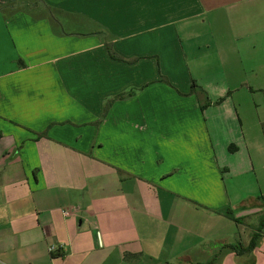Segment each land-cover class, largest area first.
Masks as SVG:
<instances>
[{
    "label": "crops",
    "instance_id": "1",
    "mask_svg": "<svg viewBox=\"0 0 264 264\" xmlns=\"http://www.w3.org/2000/svg\"><path fill=\"white\" fill-rule=\"evenodd\" d=\"M17 1L0 0V264H264V228L231 247L264 213V0H43L63 31Z\"/></svg>",
    "mask_w": 264,
    "mask_h": 264
},
{
    "label": "rangeland",
    "instance_id": "2",
    "mask_svg": "<svg viewBox=\"0 0 264 264\" xmlns=\"http://www.w3.org/2000/svg\"><path fill=\"white\" fill-rule=\"evenodd\" d=\"M36 6L42 8V9L37 10ZM18 8L28 9V11H30V9H32L33 11H31V12L33 15H36V16L45 15V16L49 17L51 19V21L54 22L55 27L57 29H60L63 31L62 25H61L62 15L60 14V11L58 9H55L53 6H51L47 2H44L43 0H20V1H17V9ZM64 28L67 30H70L72 32V31H74V29L77 28V26L75 24H71L70 26H68V25L64 26ZM261 93L258 91L255 95V103H257V104H259V102H262V100H263L262 97L264 96V93L263 92H261ZM246 102H247V99H246ZM246 102H245V105L243 107L242 106L240 107L244 121H245L244 130H245L246 136L249 139V141H252V137L254 138L253 139V141H254L257 138V134L259 135V127H257V125L255 123V118H256L257 113H259V111L256 112V107H255L254 103L253 104L252 103L246 104ZM263 108L264 107H262L261 110ZM263 217H264V213L262 214V218ZM260 222H261V220H260ZM257 223L258 222H256L255 225L252 226V229H254V230L256 229L255 226ZM259 225H260V223H259ZM236 239H239L238 236L236 237ZM241 240L245 241V242L248 241L247 236H245V234H243V239H241ZM239 242H240V240H236L232 243L240 244ZM218 247H220V246H218ZM214 259L215 258L212 257L211 261H213Z\"/></svg>",
    "mask_w": 264,
    "mask_h": 264
},
{
    "label": "trees",
    "instance_id": "3",
    "mask_svg": "<svg viewBox=\"0 0 264 264\" xmlns=\"http://www.w3.org/2000/svg\"><path fill=\"white\" fill-rule=\"evenodd\" d=\"M191 93H195L197 95V97L199 98L200 102H201V108L205 109L207 106H209L211 104V101L209 100L207 93L199 88L196 84H193L192 89H191ZM110 105V101L107 102V105L105 107V112L108 110ZM233 145L230 146V149H233ZM224 214L228 215L229 217H231L232 219H234L235 221H238V219H236L232 213L231 209H226L224 211ZM264 228V217L261 219L260 225L257 229V231L253 234V237L251 239V242L249 243L248 246H242L241 244H237V245H233L231 246L232 248L236 249L239 252H246L249 251L251 249L254 248L256 241L258 240L260 233L262 232Z\"/></svg>",
    "mask_w": 264,
    "mask_h": 264
},
{
    "label": "built area",
    "instance_id": "4",
    "mask_svg": "<svg viewBox=\"0 0 264 264\" xmlns=\"http://www.w3.org/2000/svg\"><path fill=\"white\" fill-rule=\"evenodd\" d=\"M66 214H68V212H66ZM50 251H51V252H55V251H56V248L51 247V248H50Z\"/></svg>",
    "mask_w": 264,
    "mask_h": 264
}]
</instances>
